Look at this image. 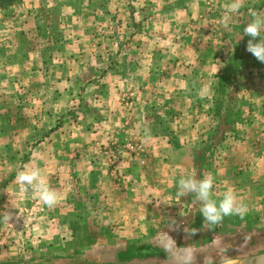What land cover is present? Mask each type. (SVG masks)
<instances>
[{"label": "crops", "instance_id": "crops-1", "mask_svg": "<svg viewBox=\"0 0 264 264\" xmlns=\"http://www.w3.org/2000/svg\"><path fill=\"white\" fill-rule=\"evenodd\" d=\"M46 1L47 3L44 0H18L15 5L9 7L12 13H15L17 20H20L19 23L23 24L32 15L33 22L29 30H33V34H30L29 38L23 25L0 29V36L2 35L3 38L5 30L14 32L17 29L16 31L22 34L23 40L13 43L20 53L18 66L21 67L23 74L41 78V82L39 80L41 87L48 84L49 78L54 79V86H48L49 89L44 88L45 90L40 92L52 93L49 103L46 102L45 97H42V101L28 99L17 103L18 110L25 109L33 113L35 111V116L22 114L19 118L13 115L15 121L11 120V124L9 123L11 118L6 120L0 118V123L4 122L1 125L3 130H0L1 158L30 159L26 160L27 163L23 167H39L49 185L54 184L56 179H61L63 174L66 177L64 181L72 182L76 178L82 181L84 186H87L92 175L97 181L98 187L97 184L95 186L97 188L105 182L111 183L112 176L117 180L127 178L130 183L128 185L135 186L139 179L146 178L149 173L147 157L153 156V151L148 147L150 140L164 142L168 147L177 141L176 143L180 142L185 147L189 140L195 146V143L208 141L212 131L213 134H217L218 127L223 123L221 96L225 95L223 92L229 88L235 96V115L227 123H232L229 125L232 126L230 127L232 133L235 134L234 127L241 128V131L232 137L237 142L235 150L225 147L219 153L223 155L233 152L246 157L247 160L243 161L239 168L248 171L264 170V143H262L264 142V80H261L264 79V68L262 64L257 63L246 71L236 68L232 74L234 77L230 81L227 78H231L232 75L229 76L226 71L230 62H235L234 58L236 61L240 60L242 48L248 42V39L244 38L243 28L250 20L249 13L254 11L264 17V0H243V7L233 16L228 27L221 24V19L230 0H143L139 6H136V3L132 4L133 0H130L131 4L127 2L130 4L129 18L116 21V27H110L105 23L107 21L105 19H108L107 16L111 12L121 13L124 9V0H100L97 4L93 0ZM141 8L143 10H140ZM4 10L0 7V16H3ZM143 11L144 19H136V14H141ZM42 13L46 15H41ZM53 13L58 14L57 21L51 20L53 16L48 15ZM153 13L161 15L160 26L163 31L167 30L155 40L150 37L154 29ZM95 14L98 16L104 14V22L94 23L95 21L88 20L89 16ZM216 14H219L217 17L219 19L215 18ZM140 28L142 32L137 37L136 33L141 31ZM219 28L220 32H218ZM105 30L106 34L102 35L100 32ZM99 39L102 41L98 42ZM98 43L110 48L107 55L96 52ZM217 48L220 49V53L216 52ZM253 60L258 61L256 58ZM162 63L163 65H160ZM158 64L161 68L157 66ZM171 64L183 68L168 71L167 68L170 69ZM200 64L202 68H199ZM125 67L128 68V75L120 72L121 68ZM7 69L9 68L4 69L2 66L0 68L2 81L5 75L11 77ZM149 76L152 82L156 78V82H161L158 89L163 97L154 93L155 88L148 90L147 86L152 85L147 82ZM73 77L75 82L84 85L83 89L91 88L89 108L93 106L99 111L95 116L93 114L90 117L84 116L80 121L78 132L71 130L72 124L68 127L70 122L64 121L60 124L58 120L61 112L65 113L70 105V102H66L67 97L64 94L73 87L71 84ZM126 84L130 88H127ZM25 91L22 87V92ZM19 92L22 93L20 89ZM128 94L130 97L126 98ZM93 95L94 97L99 95L104 101L99 103L100 100L97 101ZM63 100H65L64 105L60 104L61 107L56 108L52 104L54 101L63 103ZM138 105H142L144 110L158 109L164 116L174 118V126L178 132L172 134L168 129L162 128L159 131L157 127L143 129L142 122L147 115L142 116V113L136 110ZM1 106L0 103V111L3 107ZM132 111L137 118L132 117ZM45 116L47 119H42ZM110 117L120 121L119 125H131L129 130L133 132V139L139 140L143 152L141 157L135 158L133 164L119 168L117 173L119 177L114 174L115 171L101 166V163H96L92 159L96 156V148L114 140L113 134L117 132L116 127L112 129L111 124H108ZM69 119L68 117L67 120ZM164 122V119L158 121L162 125ZM22 123L30 125L26 129V131L31 129L27 136L24 134L20 136L22 133L15 131L7 134L11 125L22 126ZM107 125L108 131H102ZM119 125L118 128L121 130L122 127ZM243 128H253L252 131L257 134L249 135L248 130L244 133ZM44 129L48 130L41 133ZM95 129L100 131H94ZM227 132L220 137L224 143L231 139L230 136L226 137ZM254 138L258 139L256 150H246L243 146L237 145L242 140L252 141ZM16 141L20 142L19 145L13 143ZM73 145L84 148L83 156L90 160L89 163L86 162L80 167L74 164ZM153 147L155 153L161 155L156 151L158 146ZM86 151L88 154H85ZM213 153L216 155L217 150L214 149ZM62 157L65 158L64 163L60 162ZM51 158L60 163L53 164ZM141 163L143 165H140ZM182 167L183 172L185 170L188 172L187 176L194 174L196 170V166H191L190 163ZM206 167L217 182L216 173L219 169L213 164ZM21 169L14 166L7 168L5 172L0 173V183L3 186H11L10 188L18 186L16 175ZM262 180L264 181V178ZM225 181L227 180H223Z\"/></svg>", "mask_w": 264, "mask_h": 264}, {"label": "rangeland", "instance_id": "rangeland-1", "mask_svg": "<svg viewBox=\"0 0 264 264\" xmlns=\"http://www.w3.org/2000/svg\"><path fill=\"white\" fill-rule=\"evenodd\" d=\"M93 1L97 4L100 0ZM124 1V9L121 13L111 12L107 16L108 19H105L107 20L105 23H108L110 27H116V21L119 19L129 18L131 1ZM44 2L47 3L46 0ZM0 3L7 4L8 2L0 0ZM15 3L17 2L15 1ZM135 3L136 6H139L143 0H133L132 4L135 5ZM14 14L9 8L4 10L3 16H0V29H8L12 25L15 27L23 25L26 36L29 38V35L33 34V30H29L33 22L32 15L22 24ZM98 14L89 16L88 20L95 21L94 23L104 22V14L99 16ZM41 15H46V13ZM48 15L53 16L50 18L51 20H58V14ZM144 15L143 11L141 14H136L135 18L143 20ZM218 16L219 14H216L215 18L219 19ZM160 17V14H152L154 29H152L153 34L150 37L154 40L159 39V36L167 31L166 29L162 30L160 26L162 17ZM16 30L14 32L5 30L4 38L2 35L0 36V68L1 66L4 69L9 68L7 70L11 76L6 77L5 75L3 81L0 76V103L3 106H1L0 118L2 120L11 118L10 124L14 119L13 115L19 118L22 117V114L30 117L36 115L35 111L33 113L25 109L18 110L17 103L28 99L42 101V97H45L46 102L49 103L52 93L40 92L49 89L48 86H54L53 78H49L48 84L41 87L39 86L41 78L32 75L26 76L21 72V67L18 66L20 53L14 47L13 42L23 40V37L21 38L22 34ZM140 30L139 33H136L137 37L141 35L142 28ZM220 30L219 28L218 32ZM105 32L106 30L100 33L105 35ZM244 38L250 39L245 34ZM101 41L102 39L98 40V42ZM157 43L160 44V42ZM138 47L142 48L143 46ZM97 50V53L101 52L107 55L110 48L105 44L98 43ZM216 52L220 53L221 51L217 48ZM253 59L255 57L246 50L245 45L242 48L240 60L236 61L234 58L235 62H230L226 71L231 76L236 68L246 71L257 64H262L264 68V63ZM160 65L157 66L160 67ZM182 68L177 64H171V68H167V70ZM199 68H202L201 64ZM120 72L128 75V68H121ZM233 77L234 75L227 79L230 81ZM156 79L152 82L150 76L148 77L147 82L152 83L147 86L148 90L155 88V91H151L163 97L159 94L158 89L161 82H156ZM261 80L264 79L261 78ZM71 84L73 87H70L68 94H64L67 97L66 102H70V105L65 113L61 112L58 120H60V124L64 121L70 122L68 127L72 124L71 130L78 132L83 117H90L91 114L95 116L99 111L93 106L89 108L91 88L83 89L84 85L75 82L74 77ZM125 86L130 88L128 84ZM22 87L25 88V93L22 92ZM19 89L22 93L19 92ZM110 89L113 90V88ZM230 91L228 88L223 92L225 95L221 96L223 123L218 127L217 134L211 132L212 136L207 139L208 141L201 144L195 143L194 146L193 142L189 140L185 147L175 141L168 147L164 142L150 140L148 147L153 151V153L151 152L153 156L147 157L149 173L146 178L139 179L135 186L128 185L130 183L127 178L123 177L117 180L112 176L111 183L105 182L97 188L98 184L93 175L87 186H84L83 182L76 178L72 182L64 181L66 177L62 174L61 179H56L54 184L49 185L58 193V199L54 206L48 207L37 199L31 190L25 192L20 188V185L10 188L11 186H3L0 183V264H178L175 258V254L178 252H190L193 255V264H203L204 258L210 255L217 256L218 260L222 262L264 253V181L262 180L264 170L248 171V169L239 168L243 161L247 160L246 157L233 152L231 154L223 153V155L219 153L225 147L235 150L237 142L232 137L241 131V128L234 127L235 134L232 133L230 128L232 126H229L232 123H227L235 115V96ZM145 94L143 93V95ZM128 97H130L129 94L126 98ZM94 98L97 101L100 100L99 103L104 101L99 95ZM64 101L63 103L54 101L52 104L58 108L61 107L60 104L64 105ZM138 106L136 110L141 112L142 116L147 115V118H144L145 120L142 122L143 129L157 127L159 131L162 128L163 130L168 129L172 134L178 132L174 126V118L164 116L163 112L158 109L144 110L142 105ZM134 112L131 113L132 117L137 118ZM114 113L119 115L116 111ZM120 115L122 116L121 113ZM68 117L69 120H67ZM42 119H47V117ZM162 119L165 120L163 125L158 123ZM108 121L112 129L116 127L117 133L113 134L114 140L105 142L100 148H96V156L92 159L96 163H101V166L115 171L114 174L119 177L117 174L119 168L123 165L133 164L135 158L141 157L143 152L140 149L139 140L133 139V132L129 130L130 124L119 125L120 121L111 117ZM3 123H0V130H3L1 129ZM118 125L122 127L121 130ZM29 127V124L24 123L22 126L11 125L7 134H12L15 131L22 133L20 136L23 134L27 136L28 131H31V129L26 131ZM108 128L107 125L101 130L107 132ZM249 128H243L244 133L248 130L247 134L249 135L257 134L252 131L253 128ZM254 129L256 128L254 127ZM46 130L48 129L42 130L41 133ZM94 131H100V129ZM226 132V137L230 136L231 139L224 143L220 137ZM16 138L18 137L16 136ZM257 141L258 139L255 138L252 141L242 140L237 145L253 151L258 148ZM13 143L19 145L20 142ZM23 145L25 144L23 143ZM130 145L133 146V149L130 148ZM154 145L158 146L156 151L161 155L155 153ZM73 146L72 160H74V164L80 167L84 166L82 164L86 162L89 163L90 160L83 156L84 148L79 145ZM212 149L217 150L216 155ZM87 152L85 154H88ZM26 160L30 159L0 157V173L5 172L11 166L21 169L27 163ZM51 160L53 164L56 162L54 158ZM57 162L56 164L64 163L65 158L62 157L60 162ZM189 163L191 166H196V170L191 167L195 172L189 176L197 179L211 175L206 166L209 164L216 166L219 171L216 173L217 182L214 181L213 198L218 200L226 190L231 189L237 194V198L247 206L246 214L243 217L236 215L225 217L221 223L209 231L206 223L203 224V217L198 211L200 205L194 194L190 193L184 197L177 195L176 183L182 176L187 177L188 173L186 170L183 172L182 166ZM223 180L227 181L223 182ZM96 184L97 187H95ZM245 186L249 189H246ZM189 229L196 230V235L188 236L186 231ZM134 248L139 250L138 254L125 256L128 250ZM145 252L148 254H142Z\"/></svg>", "mask_w": 264, "mask_h": 264}, {"label": "clouds", "instance_id": "clouds-1", "mask_svg": "<svg viewBox=\"0 0 264 264\" xmlns=\"http://www.w3.org/2000/svg\"><path fill=\"white\" fill-rule=\"evenodd\" d=\"M243 7V0H230L227 4L221 24L228 27L231 19ZM250 20L243 28V34L250 37L246 44V50L258 61L264 63V17L256 12L249 13ZM259 37V39H256ZM16 181L25 192L31 190L37 199L48 207L56 204L58 193L46 182L39 167H23L16 175ZM177 195L180 197L194 194L199 202V213L203 217L209 231L222 222L225 217L236 215L243 217L247 212V206L237 198V194L229 189L222 197L213 198L214 177L212 175L197 179L193 176L181 177L177 183ZM175 225V222H173ZM188 236L196 235V230L186 231ZM170 250V249H166ZM178 264H193V255L190 252H178L175 254ZM203 264H220L217 256H207Z\"/></svg>", "mask_w": 264, "mask_h": 264}, {"label": "trees", "instance_id": "trees-1", "mask_svg": "<svg viewBox=\"0 0 264 264\" xmlns=\"http://www.w3.org/2000/svg\"><path fill=\"white\" fill-rule=\"evenodd\" d=\"M15 1L18 2V0H7V4L4 3H0V7L2 9H7L9 7H11V5H15ZM142 251V250H141ZM145 251H149V250H145ZM150 252V251H149ZM139 253V250L134 249H130L125 253V256H135L136 254ZM142 254H148V252L142 253Z\"/></svg>", "mask_w": 264, "mask_h": 264}, {"label": "water", "instance_id": "water-1", "mask_svg": "<svg viewBox=\"0 0 264 264\" xmlns=\"http://www.w3.org/2000/svg\"><path fill=\"white\" fill-rule=\"evenodd\" d=\"M231 260H236V261H258L257 264H264V253H261V254H258V255H251V256H248V257H243V258H240V259H231ZM230 260H225V261H222L220 262L221 263H224V262H228Z\"/></svg>", "mask_w": 264, "mask_h": 264}, {"label": "bare ground", "instance_id": "bare-ground-1", "mask_svg": "<svg viewBox=\"0 0 264 264\" xmlns=\"http://www.w3.org/2000/svg\"><path fill=\"white\" fill-rule=\"evenodd\" d=\"M258 261H236V260H230L228 262H224V263H221V264H257Z\"/></svg>", "mask_w": 264, "mask_h": 264}, {"label": "built area", "instance_id": "built-area-1", "mask_svg": "<svg viewBox=\"0 0 264 264\" xmlns=\"http://www.w3.org/2000/svg\"><path fill=\"white\" fill-rule=\"evenodd\" d=\"M130 148L133 149V146L130 145Z\"/></svg>", "mask_w": 264, "mask_h": 264}]
</instances>
